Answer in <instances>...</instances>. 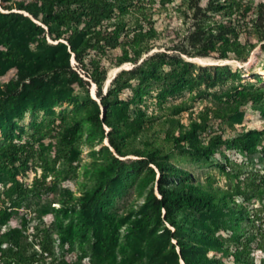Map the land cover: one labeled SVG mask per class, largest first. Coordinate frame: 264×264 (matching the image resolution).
I'll return each instance as SVG.
<instances>
[{
  "label": "trees",
  "instance_id": "trees-1",
  "mask_svg": "<svg viewBox=\"0 0 264 264\" xmlns=\"http://www.w3.org/2000/svg\"><path fill=\"white\" fill-rule=\"evenodd\" d=\"M1 1L4 7L12 4L27 12V15L0 12V65L8 63L6 71L16 75L15 81L11 79L5 83V89L0 87L1 104L14 108L18 101L42 99L43 94L36 92L38 87L34 85L50 86L43 76L48 71L57 75L58 84V79L62 78L73 88L88 85L90 80L83 78L85 75L97 86L100 98L99 102L94 101L93 110L84 118L89 125L88 142L92 145L110 131H113L110 143L119 150L122 148L116 143H125V139L133 141L146 131H151L157 139L163 132L172 148L209 158L217 153L216 146L224 141L222 130L208 141L201 135L212 118L227 120L228 124L237 122L241 119V107L248 102L264 110V89L233 86L226 92V104L205 106L197 117H190L188 124L175 116L189 109L187 101L182 100L165 106L167 115L164 119L160 122L151 120L154 126L143 129L144 112H138L135 123L129 122L112 101L120 96L130 74L135 73L144 80L159 73L155 66L157 62H184L182 56L208 55L245 60L250 51L264 41V0L256 3L205 0L204 4L201 0H187L190 9L184 20L188 23L187 32L183 36L176 35L178 40L172 39L168 50L155 51L140 62L141 54L152 49L159 33L154 25L155 0ZM167 2L169 0L159 1L162 6ZM47 37L57 42L49 43ZM117 48L119 51L110 55ZM71 58L77 64H72ZM127 61L135 65L120 70L102 94L109 68ZM162 72L166 73L163 69ZM166 77L171 81L160 91L162 98L178 94L187 86L186 77L176 68ZM20 84L21 93L18 91ZM101 107L105 112L101 113ZM105 126L109 127L107 133ZM81 127L80 120L69 127L62 138L66 147H74ZM235 141L243 150L255 151L261 144L260 149L264 150V142L257 130L240 131ZM27 150L28 145L15 140L12 135L0 140V171H8L11 181L0 190V264H82L81 260L71 261L63 256H51L47 263L39 262L28 252L30 243L24 232L26 217L22 215L17 221L18 207L27 192L36 190L40 179L34 178L28 186V182L16 178L20 169L25 171L27 168ZM133 151L142 158L123 160L112 156L96 167L101 181L110 182L117 171L136 162L150 164L147 166L148 177L141 187L145 188L149 182L152 185L145 194L138 218L128 226L124 243L119 242L122 220L105 207L106 197L99 186H95L79 199L72 219L61 225V244H72L87 231L90 238L84 256H90L88 264H145L137 237L146 228L157 227L167 219L196 243L179 239L180 251L176 252L174 245L172 253L161 251L162 258L156 264H180V257L184 264H255V255L264 264V171L245 167L228 158L219 165L237 177L246 189L260 196L261 205L255 206L245 199L231 198L229 188L193 181L186 171L164 159L166 153L158 143ZM172 176L177 179L169 181ZM6 198L10 201L6 202ZM61 209V206L52 208L54 213ZM221 238L227 241L223 242ZM45 249L49 251V248ZM120 255L121 259L117 261Z\"/></svg>",
  "mask_w": 264,
  "mask_h": 264
},
{
  "label": "rangeland",
  "instance_id": "rangeland-1",
  "mask_svg": "<svg viewBox=\"0 0 264 264\" xmlns=\"http://www.w3.org/2000/svg\"><path fill=\"white\" fill-rule=\"evenodd\" d=\"M155 1L154 25L159 33L152 49L143 52L138 62L155 51L168 50L172 39L178 40L176 35L183 36L187 32L188 23L184 21L186 12L190 11L187 0H169L166 6H162L159 3L160 0ZM201 1L202 4L205 3V0ZM250 1L256 3L259 0ZM2 4L0 0V12L13 11L27 15L26 11L19 10L12 4L7 7ZM47 41L57 42L50 37H47ZM118 51L119 48L114 49L110 55ZM182 58L184 62L155 63L159 73L150 75L144 80L135 73L129 75L128 84L120 96L112 99L124 118L135 123L138 112H144L142 128L150 129L154 126L151 120L160 122L167 115L165 106L172 102L186 100L189 109L175 116L182 123L188 124L190 117H197L199 111L205 106L226 104L228 100L226 92L233 86L264 89V41H260L245 60L233 56L218 58L213 55L182 56ZM71 63L77 64L74 58H71ZM8 65V63L0 65L2 89H5L7 81L11 79L15 81L16 78V75L12 76L13 71H6ZM134 65L131 61L124 62L120 66L112 65L107 72L102 94L106 92L112 79L120 70L132 68ZM116 67H119L116 73L107 81L109 72ZM173 68L186 77L187 86L178 94L162 98L159 93L165 84L171 81L167 80L166 76ZM162 69L166 73L162 72ZM43 76L50 86L43 83L34 85L38 87L35 91L43 94L42 99L25 103L18 101L14 108H10L8 104L3 106L0 101V140L6 135H12L15 140L28 145L27 168L25 171L20 169L16 178L20 182H28V186L34 178L40 179L36 190L27 192L24 199L20 201L17 219L19 221L22 215L26 217L24 232L30 243L28 252L38 258L37 261L47 263L51 256H63L71 261L81 260L82 264L89 263L90 256H84L88 248L89 233L83 232L82 237L72 244L67 242L61 244L59 230L62 224L72 219L83 194L95 186H99L106 197L105 207L122 220L119 242L124 243L128 226L138 218L145 194L152 185L149 182L145 188L141 187L145 178L148 177L147 166L150 164L136 162L129 168L117 171L110 182L101 181L96 167L99 162H107L112 156L123 160L140 159L142 157L133 150H142L145 145L149 146L153 142L164 149L166 153L164 159L170 165L186 171L193 181L229 188L232 191L231 198L239 201L245 199L255 206L261 205L260 196L246 189L242 182H238L237 177L219 166L228 158L229 161L245 167L264 171V150L260 149L262 144L260 143L258 150L249 151L243 150L235 141L238 132L257 130L260 139L264 142V110L258 109L254 103L248 102L241 107V119L237 122L228 124L227 120L212 118L201 135L208 141L211 136L222 130L224 141L216 146L217 153L209 158L197 157L188 151L172 148L165 140L163 132L159 133L157 139L150 134L151 131L141 133L133 141L123 137L125 143H116L122 148L119 150L110 143V134H113L111 133L113 131L106 134L101 141L96 140L98 139L96 137L93 145L88 142L89 125L84 118L93 110L94 101L99 102L100 99L98 88L89 77L83 75V78L90 80L87 86L73 88L65 84L62 78L58 79L60 82L58 84L57 75L50 71ZM18 91L22 92L21 84ZM100 111L105 112V108L101 107ZM76 120L82 121L80 136L74 147L68 148L62 138ZM108 131L109 127L105 126V132ZM121 144L125 147L123 148ZM175 179H177L176 176L169 177V181ZM10 183L8 171H0V190L4 184ZM9 201L10 199L6 198V202ZM59 206L62 208L61 211L54 213L52 208ZM137 238L142 247L141 257L145 264L158 263V260L162 258L161 251L172 253L173 245L175 251L179 252V239L196 243L194 238L189 237L185 232L178 231L167 219L157 227L146 228ZM221 240L227 241L222 238ZM45 248H49V251ZM254 258L255 264H261L257 255ZM120 259L121 255L117 256L116 260ZM179 262L184 264L181 257Z\"/></svg>",
  "mask_w": 264,
  "mask_h": 264
},
{
  "label": "bare ground",
  "instance_id": "bare-ground-1",
  "mask_svg": "<svg viewBox=\"0 0 264 264\" xmlns=\"http://www.w3.org/2000/svg\"><path fill=\"white\" fill-rule=\"evenodd\" d=\"M219 60V59H218ZM223 61V60H222ZM221 61V62H222ZM127 65V64H126ZM117 68H119V67H116V68H114V69H112L110 72H109V77H108V80L107 81H109L110 79H111V77L113 76V74L114 73H116V69ZM108 75V74H107ZM104 84H105V82H104Z\"/></svg>",
  "mask_w": 264,
  "mask_h": 264
}]
</instances>
